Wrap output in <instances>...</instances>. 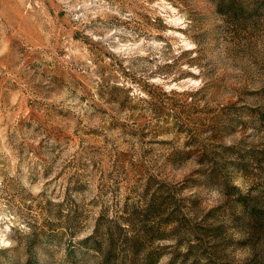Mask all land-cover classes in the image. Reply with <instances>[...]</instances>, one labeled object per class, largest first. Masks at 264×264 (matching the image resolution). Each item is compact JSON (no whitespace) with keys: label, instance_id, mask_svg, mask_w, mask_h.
I'll use <instances>...</instances> for the list:
<instances>
[{"label":"rangeland","instance_id":"374dc122","mask_svg":"<svg viewBox=\"0 0 264 264\" xmlns=\"http://www.w3.org/2000/svg\"><path fill=\"white\" fill-rule=\"evenodd\" d=\"M0 264H264V0H0Z\"/></svg>","mask_w":264,"mask_h":264},{"label":"trees","instance_id":"16d2710c","mask_svg":"<svg viewBox=\"0 0 264 264\" xmlns=\"http://www.w3.org/2000/svg\"><path fill=\"white\" fill-rule=\"evenodd\" d=\"M255 208L256 207H252L251 209H250V211H249V213H250V216L252 217V218H255L256 217V210H255Z\"/></svg>","mask_w":264,"mask_h":264}]
</instances>
